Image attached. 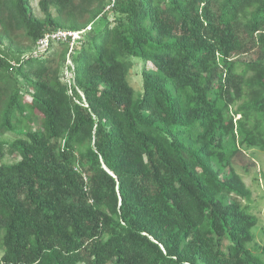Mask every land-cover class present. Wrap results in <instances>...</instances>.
<instances>
[{"label":"trees","instance_id":"obj_1","mask_svg":"<svg viewBox=\"0 0 264 264\" xmlns=\"http://www.w3.org/2000/svg\"><path fill=\"white\" fill-rule=\"evenodd\" d=\"M108 1L0 0V264H264V0Z\"/></svg>","mask_w":264,"mask_h":264},{"label":"rangeland","instance_id":"obj_2","mask_svg":"<svg viewBox=\"0 0 264 264\" xmlns=\"http://www.w3.org/2000/svg\"><path fill=\"white\" fill-rule=\"evenodd\" d=\"M39 0H30L32 12L37 16H42V12L38 6ZM134 66L130 71V81L136 89H141L140 70L142 62L135 56H131ZM33 125L37 127L39 120L35 119ZM6 138V137H5ZM19 159L18 155H5L3 163H13ZM233 166L236 171L242 176L246 185L252 190V196L248 202L251 206L258 221L252 228L255 236L254 242L250 244L251 247L256 248L264 244V150L255 146H242L241 153L233 159Z\"/></svg>","mask_w":264,"mask_h":264},{"label":"built area","instance_id":"obj_3","mask_svg":"<svg viewBox=\"0 0 264 264\" xmlns=\"http://www.w3.org/2000/svg\"><path fill=\"white\" fill-rule=\"evenodd\" d=\"M116 0H109L108 4L106 5V8H110L115 4ZM91 30V24L87 25L84 29L82 30H65V29H56L53 31H47L45 34L39 38L38 40V45H39V50L34 51V55H37L40 53L41 49L45 48L48 46L50 41L52 40H67L70 38V48L69 52L67 54V60L66 62L70 65V68H65V76L68 77L71 74V77H73V63L70 61L69 54L72 50L73 43L77 40L80 39L85 35L86 32ZM71 70V71H70Z\"/></svg>","mask_w":264,"mask_h":264}]
</instances>
